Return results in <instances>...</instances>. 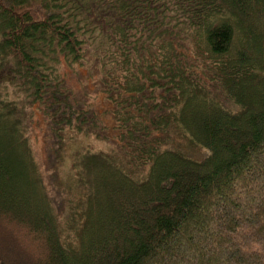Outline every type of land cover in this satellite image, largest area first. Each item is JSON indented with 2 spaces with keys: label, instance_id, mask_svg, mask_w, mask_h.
<instances>
[{
  "label": "trees",
  "instance_id": "16d2710c",
  "mask_svg": "<svg viewBox=\"0 0 264 264\" xmlns=\"http://www.w3.org/2000/svg\"><path fill=\"white\" fill-rule=\"evenodd\" d=\"M0 133V264H264V0H0Z\"/></svg>",
  "mask_w": 264,
  "mask_h": 264
},
{
  "label": "rangeland",
  "instance_id": "374dc122",
  "mask_svg": "<svg viewBox=\"0 0 264 264\" xmlns=\"http://www.w3.org/2000/svg\"><path fill=\"white\" fill-rule=\"evenodd\" d=\"M98 79L96 76L88 70H84L79 74L71 76L70 83L75 88L81 98L84 99L86 107L90 108L92 112H95L98 116L103 118V124L106 126L103 133L112 136L115 131L113 130V119L109 108L111 107L108 102L105 101L103 95L98 91ZM109 110V111H107ZM73 134L71 132L66 133L65 146L60 147L56 139L50 140L47 138V134L44 133V126H35L30 128L29 137H31V144L35 157L39 161L40 167L44 172L45 180L48 186L51 187V198L55 204V207L59 215L64 217L66 212V197L64 194V185L67 184L71 177L70 160L71 151L76 148H80L87 143H92L93 138H84L80 135L74 137L73 140L69 139V136ZM49 136V134H48ZM0 138H5V135L0 133ZM99 146H104L102 143ZM199 156L206 155L204 150L197 151ZM49 187V188H50ZM28 191V190H27ZM19 241L16 239L11 240L9 243L15 245L13 253L20 251V247L17 249Z\"/></svg>",
  "mask_w": 264,
  "mask_h": 264
},
{
  "label": "bare ground",
  "instance_id": "6f19581e",
  "mask_svg": "<svg viewBox=\"0 0 264 264\" xmlns=\"http://www.w3.org/2000/svg\"><path fill=\"white\" fill-rule=\"evenodd\" d=\"M200 28V27H199Z\"/></svg>",
  "mask_w": 264,
  "mask_h": 264
}]
</instances>
